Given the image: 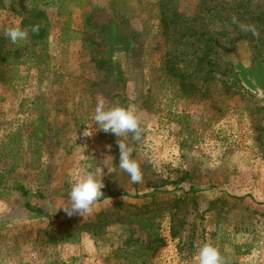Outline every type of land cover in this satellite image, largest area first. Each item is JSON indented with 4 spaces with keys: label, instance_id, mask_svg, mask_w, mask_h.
Listing matches in <instances>:
<instances>
[{
    "label": "rangeland",
    "instance_id": "obj_1",
    "mask_svg": "<svg viewBox=\"0 0 264 264\" xmlns=\"http://www.w3.org/2000/svg\"><path fill=\"white\" fill-rule=\"evenodd\" d=\"M16 19L45 37L11 43ZM101 100L133 107L140 139L97 130ZM82 166L104 196L69 216ZM129 239L147 264H198L205 244L264 264V0H0V264H128Z\"/></svg>",
    "mask_w": 264,
    "mask_h": 264
},
{
    "label": "clouds",
    "instance_id": "obj_2",
    "mask_svg": "<svg viewBox=\"0 0 264 264\" xmlns=\"http://www.w3.org/2000/svg\"><path fill=\"white\" fill-rule=\"evenodd\" d=\"M21 24L22 19H16L13 21L12 26L7 27L4 31V35L13 44L25 41L28 38L29 31L32 33L39 32V25L30 26L29 28L21 27ZM93 121L97 126L96 129L104 133H110L115 137H123L128 133H132L134 139H140L142 129L134 108L131 106L127 108L115 106L105 109L104 101L101 100L94 110ZM117 145L119 149L118 167L129 175L132 183L141 182L142 172L138 162L131 158L132 149L123 142L117 141ZM108 148L110 149L111 146L109 145ZM97 168L98 171H94L88 166L80 167L75 182L71 185L68 193V200L60 207L69 216L77 213L81 216L91 213L95 202L101 196H104L102 192L104 184L101 180L102 169ZM107 170L112 173L115 169L110 170L107 167ZM197 259L198 264H225L219 251L210 244H205L199 249Z\"/></svg>",
    "mask_w": 264,
    "mask_h": 264
},
{
    "label": "trees",
    "instance_id": "obj_3",
    "mask_svg": "<svg viewBox=\"0 0 264 264\" xmlns=\"http://www.w3.org/2000/svg\"><path fill=\"white\" fill-rule=\"evenodd\" d=\"M37 11H35L36 13ZM40 16H42V13L37 12L35 15H33L34 18L39 19L40 20ZM34 25H39V32L38 33H34L33 37L35 39H42L45 37V26L42 25L40 22L35 23ZM33 25V26H34ZM261 38V37H259ZM166 72L167 74L178 80V86L179 89L181 91L180 96L181 97H189L194 93L195 87L191 84V83H187V81L185 80V76L182 72L178 71L172 64L171 62L167 61L166 62ZM137 220L139 223L141 222H145L148 221V219H143L141 217H137ZM150 228V233H149V237L152 238L151 242H157V245H155V247H153V251L156 250L159 246H161L163 244L162 239L152 231V225L151 223L148 225ZM140 227H143V225H140ZM143 249L144 246H141V244H138L137 240H133V239H129L126 244L124 245V248L118 249L114 252V257H118L119 254L122 255V258L127 259L128 260V264H147V257L146 256H152L153 253H151V255H148L146 253H143Z\"/></svg>",
    "mask_w": 264,
    "mask_h": 264
}]
</instances>
